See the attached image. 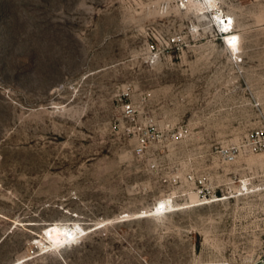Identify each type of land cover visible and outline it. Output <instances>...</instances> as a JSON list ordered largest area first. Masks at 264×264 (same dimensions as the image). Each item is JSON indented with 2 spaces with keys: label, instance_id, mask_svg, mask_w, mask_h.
<instances>
[{
  "label": "rangeland",
  "instance_id": "obj_1",
  "mask_svg": "<svg viewBox=\"0 0 264 264\" xmlns=\"http://www.w3.org/2000/svg\"><path fill=\"white\" fill-rule=\"evenodd\" d=\"M219 1L235 17L228 47L203 0H0V264H252L264 253V154L230 173L210 155L264 124V0ZM150 117L189 124L194 166H146L135 129ZM187 170L224 198L192 203L202 187L164 181ZM162 198L176 209L147 215ZM55 222L88 232L27 257Z\"/></svg>",
  "mask_w": 264,
  "mask_h": 264
},
{
  "label": "built area",
  "instance_id": "obj_2",
  "mask_svg": "<svg viewBox=\"0 0 264 264\" xmlns=\"http://www.w3.org/2000/svg\"><path fill=\"white\" fill-rule=\"evenodd\" d=\"M227 19V17H226ZM232 31V30H231ZM220 34L223 36L225 44L229 45L227 35L219 29ZM227 34V32H226ZM242 46V43H241ZM232 55V54H231ZM238 55V56H236ZM236 63H242L244 56L242 51L233 55ZM124 115L135 119L140 113L139 109L133 102H124L122 104ZM145 125L136 127L137 143L134 152L145 161L146 166L155 171H161L165 166H194L192 158L183 157V153L188 150L192 144L193 133L189 124L175 125L167 122L163 126H159L154 118H148ZM245 154H264V124L248 130L242 141L237 143H230L221 146H215L210 155L216 158L217 166H223L226 173H230V166H233ZM175 155L176 159L171 157V164L167 162V157ZM182 178L180 172L173 173L171 177L164 178V181L170 180L173 184H180L183 182L187 189L194 184L195 189H198L199 196H212L218 194V189L223 192V186L212 188L205 192L204 187L206 181L194 171L187 170ZM183 179V180H182ZM193 192V191H192ZM223 195L225 194H218ZM233 197H230L231 199ZM212 204V203H210ZM208 205V204H201ZM200 206V205H196ZM252 264H264V253L259 255Z\"/></svg>",
  "mask_w": 264,
  "mask_h": 264
},
{
  "label": "bare ground",
  "instance_id": "obj_3",
  "mask_svg": "<svg viewBox=\"0 0 264 264\" xmlns=\"http://www.w3.org/2000/svg\"><path fill=\"white\" fill-rule=\"evenodd\" d=\"M203 1L207 4L208 10L212 11L213 20L220 27V30L225 32V34L226 32H230L233 29V21L235 17L233 18V16H231L232 14H227L223 11V9H221L219 5V0ZM196 7L200 10L204 9V6H202L201 3L196 4ZM203 13H206V11L203 10ZM196 195L191 196L192 203L198 202V204H210L213 202L220 201L224 198L222 196H219L218 194L204 197L199 196L198 193ZM174 209L176 208H174V204L171 198H162L154 205L151 210H147L145 211V213L147 215H162ZM87 232L88 231L79 224L70 226L55 222L47 228L44 234V238H38L32 242V249L26 256L32 257L33 255L40 253V251L43 252L49 248H57L65 242L76 240L80 235Z\"/></svg>",
  "mask_w": 264,
  "mask_h": 264
}]
</instances>
